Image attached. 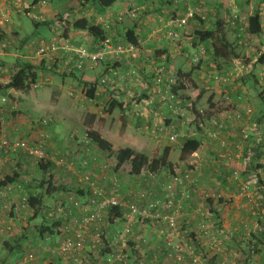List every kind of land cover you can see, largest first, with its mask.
Wrapping results in <instances>:
<instances>
[{"label": "crops", "instance_id": "0c3cea01", "mask_svg": "<svg viewBox=\"0 0 264 264\" xmlns=\"http://www.w3.org/2000/svg\"><path fill=\"white\" fill-rule=\"evenodd\" d=\"M1 2L9 11L8 23L12 14L31 16L24 11V7L30 5L26 0H1ZM234 2L235 0H189V7L193 11L194 17L188 21L186 27L178 29L163 26L158 22L159 19L167 21L169 17L170 19L182 17L185 10L181 4L162 0H118L113 7L104 10L110 14L113 22H115L117 13H121L122 9H125L126 5L129 4L140 8L141 13L144 14L133 25L134 31L138 35L139 56L136 60H131L130 62L132 63L131 65H139L142 78L145 79L144 85H151L150 90L152 93L153 89H155L152 85V73L155 70L163 69L165 72L176 71L178 74L189 75L184 79L183 89L180 90V95L183 96L182 99L184 101H182V110L184 109V112L180 116H175L173 112L162 105L159 100V94L153 93L149 97L143 91L144 97L148 96V101L151 102L150 99L155 97L154 102H151L150 105L144 103L141 106L138 104L128 106V103L124 100L123 109H115L109 115V121L105 120V125H102L103 121L100 122V118L105 116L101 114V111L98 113V107L93 106L90 100L83 99V97L78 99L80 98L78 93L82 91L85 83L97 81L98 84L103 73H107L106 67H108V64L110 65L109 69L112 64H118L115 70L112 69L108 72L111 80L110 87L107 88L98 84L96 86L95 99L93 100L100 101V104H102L110 96L114 99L117 97L123 98L124 92L122 90L124 87H117L116 85L117 83L119 84V74L127 72V65H130V62L125 61L123 57H120L118 61H114V56L109 54L95 66L86 63L81 70L71 66V68H67L66 72L68 75L62 76V78L70 77L76 79V87L70 88L71 91L68 92V95L69 97L73 94L77 95V99L73 98L67 107L68 110L65 109L64 114L70 118L64 121L66 123L72 121L76 126L72 124L70 126L76 128L77 133L78 130H81L82 135L74 133L67 135L65 138H60L57 134H51L53 131L51 124L44 125L42 122L25 124L22 121L23 118L19 109L20 105H24L28 100L24 91L10 89L0 92L2 95L0 99L2 108L0 111L4 112L3 118H0V139L3 136L8 139L15 137V139H21L23 138L22 135H24L23 139L31 145L44 140L43 148L47 154L46 162L47 164H52L50 174H52L53 178L54 173H57V177H60L61 184L58 185L61 186L67 196H64V198L68 200V203L62 206L66 214H60L61 218L64 217L63 219H67V221L64 223L59 219L57 220V222H61L59 224L61 227L78 217L76 211L72 208L70 199L84 201L89 196L86 186L78 182V178L83 177L84 173H86L85 175L105 185L107 188H110L111 179H117L120 195L126 203H133L142 207L145 202L140 200L139 193L145 191L148 193L149 200L155 198L161 200L171 199L175 206L179 205L180 214L177 220L179 232L177 236L170 239V244L173 247L184 243L194 245L196 253L202 259L197 264H243L244 261H246V264H264V116L262 115L264 109H261V106L258 105L260 101V104L264 106V85L260 83V80H264V78L261 77L259 83L252 81V79L244 80L242 77L239 78V82L234 81V78H232L226 84L216 80L217 76L225 75L226 71H228L227 69L237 64L241 60L240 58H244V56L252 60L251 65L255 69L254 75L258 76L257 74L260 71L258 67L261 64L255 59V56L260 57L264 53V0H259V6L254 0H242L239 5L247 23L249 17L255 12L260 15L261 33L249 35L250 42H244L240 39L239 34L234 29L235 27L230 24L232 9L235 6ZM78 8L79 10L84 9L79 6ZM40 12L45 17L46 14L48 17L50 14L52 19L56 14L45 11L44 8L40 9ZM92 12L89 11L88 15H92ZM74 13L76 14L75 11ZM80 15V18L88 19L87 15ZM37 22L36 24H38ZM52 22L54 25L56 24L54 21ZM120 25L117 24L116 26ZM218 26L224 33L225 40L229 46V50L224 53L225 57H215L212 43L210 41L199 42L195 37L196 31H214ZM13 27L12 24L7 26L6 23L0 29L5 37V41L0 42V47H6V52L0 53V65L13 73L19 64L25 61L36 64L43 58H49L48 54L42 56L37 54L40 42L31 45V43L28 44L22 41L17 44L15 42L17 32L12 30ZM56 27L58 30L50 42H43L44 45H47L46 47L53 44L54 40H62L76 47L83 44L89 45V42L96 43V40L84 31L71 30L67 39H65L63 33L66 25ZM172 34H174L173 38L171 37ZM114 37L115 35L113 34L104 42H110L109 40ZM8 46L12 47V49L15 47V53H13L15 61L5 63V61L1 60V55L6 56L9 52ZM252 47L254 48L252 49ZM241 51H244L245 55L241 56ZM52 55H56L54 57L57 59L61 56L59 51H53ZM194 55L201 57V70L198 68L196 72L190 73L191 69H194L190 62L191 57ZM71 60L73 62L75 58L71 57ZM59 62L61 63L62 61L59 60ZM252 66L249 65L248 67H251L252 70ZM242 67L247 66L242 65ZM69 73L74 75L71 76ZM243 73L244 70H241L240 76ZM40 80L43 81L44 78ZM48 80L51 84V80ZM197 80L202 83L201 88L191 93L189 88H192V85H197ZM8 81L9 76L0 79V84H2L0 87L5 86ZM256 84H260V87H262L258 92L259 101L253 99L252 94L254 96V92L250 90L253 85L255 89L257 87ZM47 86H42V88ZM238 97H242L243 100L239 101ZM93 100L91 101L93 102ZM141 109H145V111L141 112ZM247 109L252 111L249 118L238 121L232 117L233 111L245 113ZM193 110L207 121L216 119L226 125V130L221 138V140L224 139L225 146L223 147L219 141L211 139L206 131L199 129L194 137L199 143L198 150L185 160H180V149L183 139L171 142L169 141V136L181 130L184 120H200L196 119ZM114 114H116V119L113 117ZM92 115L95 116V120L89 125ZM158 116L163 119H157L156 117ZM120 118L124 119L125 126L118 124L121 122ZM153 122L163 127L162 132L151 133L150 128L152 126L150 125ZM116 126H119L117 131L115 129ZM245 126L250 130L252 128L255 129L256 132H249V140L242 144V150L238 152L235 145L240 139V128ZM88 129L98 132L101 138L112 145L113 151L119 148H130L135 152L152 158L154 155L160 156L163 149L168 148V161L172 166L171 168L160 169L156 173L157 178L154 180L145 171H142L136 177L130 172L131 180H127L122 172L125 167H130L129 164L122 165L118 170L114 169L116 166L111 167L113 168L112 171L109 168L107 178H103L99 168L104 163L100 164L99 168L97 166L98 169H95V166L101 162L100 158L106 157V155L90 144L89 141L84 140ZM213 130L214 126L209 125L208 131ZM135 132L145 133L147 140L151 141L150 143L153 145L152 149L146 151L145 143L143 145L141 139L135 137ZM45 135L47 136L46 140L44 138ZM71 135H74V137L71 138ZM119 145L123 146L120 147ZM114 148L116 149L114 150ZM156 148H158V151L155 150ZM154 150L155 153H153ZM75 154L80 170L76 169L78 165H74V168L72 164H64L61 160L63 156L67 158L73 157ZM248 154H252L251 160H246ZM59 158L60 160L56 161ZM59 161H62L63 164H59ZM113 161L115 165V154ZM21 162L13 154H10L9 158L0 157V181L6 176L17 174L18 179L15 183H20L22 173L25 172L24 169L26 168V166L20 165ZM174 169L180 172L192 171L193 177L197 179L198 192L193 193L190 201L182 200L179 190L174 194L163 191V186L169 182V177ZM243 183L250 184L245 195L240 194ZM206 192L215 194L221 199L219 201L205 200L203 193ZM20 197L21 193L15 191L7 199L0 201V229L5 231L0 233V247H2L3 242L19 239L21 232L17 229V225L24 219L22 212L11 214L4 212L1 204L5 202L16 203ZM198 209L207 214V217L201 218L199 214H196ZM121 212L124 214L125 210H121ZM109 218L110 215L105 219L106 224L104 222L101 229L108 234L110 241L118 232L122 231L126 221L122 219L118 223H110ZM202 220H205L215 233H222L225 240L220 254L210 252L206 240L196 237L198 223ZM130 223L131 230L126 238L127 247L124 249L128 256L127 264H134L136 257L140 255L149 264H193L187 254H173L172 248L168 245L165 237L161 235V232L165 231L164 224L152 221H146L145 224L138 223L136 217H131ZM5 229L9 230L6 231ZM90 233H88L86 242L88 255H90L88 250ZM251 238L254 241L250 242ZM256 243L258 245L256 252L247 258L248 249L250 246L254 248ZM169 253L173 254L170 258L167 256ZM82 256L85 258L86 254ZM107 258L108 253H102L94 260L93 264H105ZM23 262L26 264H43L38 261L32 263L31 260L27 259ZM1 264H5V262H1Z\"/></svg>", "mask_w": 264, "mask_h": 264}, {"label": "built area", "instance_id": "2783aa9c", "mask_svg": "<svg viewBox=\"0 0 264 264\" xmlns=\"http://www.w3.org/2000/svg\"><path fill=\"white\" fill-rule=\"evenodd\" d=\"M168 2H173L175 4H181L184 7L185 13L180 18L168 19L163 21L159 19V24L171 28H183L187 26V23L190 19L194 17L193 11L189 7V0H164ZM46 6L45 0H39L35 5H28L24 7V11L32 16L35 21L42 22V16L35 15L32 11L37 8H43ZM9 11L3 6V3L0 0V29L8 22ZM130 17H135V11L128 12ZM68 15L59 16L55 21L56 26L62 27L64 23L68 20ZM231 25L238 29L239 32H242V21L238 13L237 7L234 6L231 14ZM240 25V26H239ZM174 37V34L171 35ZM35 43H31L34 45ZM96 46V51H88L87 48L83 46H72L71 44L62 41L54 40V43L46 47L43 42H40L38 45L37 54L42 56L45 54L52 55L53 51H59L62 57L66 59L64 65L67 66L70 62V58L74 57V67L77 70L83 69L86 63H89L91 66H95L99 63V60L106 55H113L115 59H134L138 56V48L133 45H116L111 46L110 42L98 43ZM200 56L194 57L192 66L196 65L199 62ZM237 66H240L241 69H235V71H229L225 75L217 76L216 80L221 83H226L232 78H236L240 75L241 70H244V73L248 74L251 72V67H242L240 63H237ZM236 72V73H235ZM5 73V69L0 65V75ZM152 85L155 87L153 93L160 95L159 100L164 107L173 112L175 116H180L182 113V101L179 99V96L171 92L173 86L178 85L179 83H185L183 78H180L178 72L176 71H164L163 69H158L152 73ZM138 74L134 69H129L126 73L119 74V84L117 87H124L122 90L124 92L123 98H115L119 101H131L136 100L138 95L134 94L130 88L135 84H138ZM111 80L109 75L104 76L100 79L101 85H109ZM140 83V81H139ZM50 81L48 79L39 81L32 85V89H38L42 86L49 85ZM151 85L143 84V90L150 97L153 93L150 90ZM238 100H243L242 97H238ZM135 105V103H132ZM252 114L251 109H247L245 113L239 111H233L232 117L235 120L242 121L244 118H249ZM195 119L184 120L182 123L181 130L175 132L169 136V141L175 142L178 139L182 138H194L197 134V130L206 131L209 137L215 141H219L220 145L225 146L224 139L221 140L223 133L226 130V125L219 120L213 119L212 121H207L206 119H200L197 123L196 129L193 128L192 124ZM43 124V123H42ZM213 125L214 130L208 131V126ZM163 127L159 124H153L150 128L151 133H156L161 131ZM256 132L255 129H248L246 126L241 127L239 131L240 139L236 143L235 148L238 152L242 150V144L249 140V132ZM71 138L74 135L70 136ZM45 140L47 136H44ZM221 140V141H220ZM44 142V140H43ZM43 142H38L37 144L31 145L28 141L22 139L10 140L6 137H1L0 139V157H7L11 153L22 152L35 158L38 162L47 161V154L44 151ZM252 154H248L246 160H251ZM59 164H63L62 161H59ZM115 165L103 164L99 169L102 177L107 178L108 170ZM130 171V167H129ZM173 173L169 177V182L163 186V191L166 193L174 194L179 190L181 192V198L184 201H190L193 193L198 192V181L193 177L192 171L180 172L177 169L172 171ZM150 177L154 180L157 178L156 174H149ZM112 183L110 188H107L105 185L100 184L99 182L92 180L88 175L78 178V182L86 186L88 191V198L84 201L77 199H70L72 208L76 211L78 217L72 219L68 224L63 225L62 232L65 234L60 241H55L50 237L41 239L38 243V247L42 250H46L51 256H57L61 258L66 264H93L94 260L99 257L102 253H108V258L105 264H127L128 256L124 252V249L127 247L126 238L131 230V217H136L138 223L145 224L146 221H152L155 223H161L165 226V231L161 232V235L165 237L166 241L170 248H172L173 254L185 253L187 254L193 264H197L202 261L200 255L196 253L194 245L184 243L183 245L177 244L176 246H171L170 239L178 235V225L177 220L179 218V205L175 206L171 199L161 200L158 198L148 199V193L142 191L139 193V198L145 205L138 206L133 203L124 202L123 198L120 195L119 184L117 179H111ZM249 183H243L241 185L240 194L245 195ZM18 188L17 185L9 184L2 189H0V201L7 199L10 194H12L15 188ZM190 188V190H189ZM203 198L205 200H214L219 201L221 198L215 194L203 193ZM2 210L8 214L23 212L29 210L27 204V198L21 197L18 203L9 204L7 202L1 204ZM112 209L125 210V213H122L121 218H116L113 222L118 223L122 219L126 221V225L122 228L121 232H118L116 236L111 238L109 241L108 234L102 231L101 226L104 224L105 219L110 215L109 211ZM196 214H199L200 217L205 218V214L202 210L198 209ZM144 222V223H143ZM6 231L9 229H5ZM5 232L4 229H0V233ZM90 238L89 253L85 258L82 256L85 252V244L87 241L88 233ZM196 237L198 239H205L207 242V247L210 252L213 254H220L223 250L224 238L222 233H215L207 225L205 220H202L198 223V232ZM54 245V246H53ZM56 245V246H55ZM110 249V250H109ZM108 250V252H106ZM110 251V252H109ZM172 253L167 254L168 258L173 256ZM33 256H30L28 259H32ZM134 264H149L146 262L142 255L136 257Z\"/></svg>", "mask_w": 264, "mask_h": 264}, {"label": "rangeland", "instance_id": "374dc122", "mask_svg": "<svg viewBox=\"0 0 264 264\" xmlns=\"http://www.w3.org/2000/svg\"><path fill=\"white\" fill-rule=\"evenodd\" d=\"M26 1L29 4H31L33 0H26ZM45 1H46V6L43 7L44 10L49 11L50 13H56L54 15L53 19L51 18L50 14H49V17L47 16V14H46V17L44 15H42L40 12V9H42V8H37L34 11H32L35 15L42 16V18H44V21L37 22L38 24H36V21L32 18V16H26L23 14L20 16L13 15V14L10 15L9 23L7 22V26H9V24H12L14 26L12 28V30L17 32V39L15 40V42L17 44H19L22 41L23 42L25 41V43H28V44H30V43L38 44L39 42L49 43L51 38H53L55 36V33L58 30L52 21L55 22L59 18V16H64L65 14H67L69 16L68 19L70 22L73 20L79 19L81 16L80 14L87 15L86 17L90 20L91 23L97 24V25H102L104 27V29L112 31L113 34L115 35V38H117V41H115V42L122 43V41L124 39L122 36L124 35L125 30L133 27V25H135L144 15L141 13L140 8L133 7L132 4H131L132 6L129 4V5H126L125 9L124 8L122 9L121 13H117V15L115 16V22H117V23H115V22H113L109 13H106L101 8H96V6H85L83 10H79L78 5L74 0H45ZM162 1H164V0H162ZM241 1L242 0H235V2H234L235 6L237 7L238 13L240 15L241 21H242V25H241L242 32H239V31L238 32L236 31V32L239 34L238 36L241 37V39L244 42H250L249 34L247 33L248 23H247V20L245 19L244 15L241 12V9L239 8ZM254 1L256 3H258L257 6H259V0H254ZM126 3H129V2H126ZM123 6H125V5H123ZM100 10H102V11H100ZM74 11L76 12V14L74 13ZM89 11H91V12L93 11L92 15H88ZM127 11L128 12L135 11V17L134 18L130 17L129 14L127 13ZM157 17H159V16H157ZM169 19H170V17H169ZM117 24H121V25L117 27L116 26ZM117 43H113L111 41L110 45L114 46ZM82 46L87 48L89 51L91 50L92 52L96 51L95 50V49H97L96 46H98V48H99V44L98 43L94 44L93 42H89V45L83 44ZM14 48L12 49V47L8 46L9 52L6 54V56L1 55L2 56L1 60L5 61V63H10L11 61H15V58L13 57V53H15ZM245 48H247V46H245ZM253 48L254 47H252V49ZM5 49H6V47H0V53H5L6 52ZM240 53H241L240 54L241 56L245 55L244 51H241ZM196 56L197 55H194L191 57L192 58V59H190L191 63H193L194 57H196ZM238 58H240V57H238ZM258 58L259 57L256 55L255 59L257 61H258ZM240 59H241V60H239L240 65L252 66L251 65L252 60L250 58H246V56H244V58H240ZM100 62H101V60H99V63ZM199 63L201 65V59L200 58H199ZM21 64H23V63H21ZM129 64H132V63L130 62ZM258 65H259V63H258ZM134 67L137 70V74L139 73L138 74V77H139L138 80L143 81V82L138 83L137 85L135 84L134 86H132L130 88V90L137 91L138 93H140L142 95V93L144 91L143 90V84H144L145 79L142 78V74L140 73L141 68L139 67V65H136ZM3 68L5 69V73L3 75H0V79H2L4 77H8L11 73V72H9L10 70H7L4 66H3ZM237 68L239 70L241 69L240 66H237V64H234L229 69H227L228 71H226V72L228 73L229 71H235V69H237ZM258 68L260 69V71L257 74L258 76L254 75L255 69L252 66V70L250 73H248V74L243 73L242 76L239 75L236 78H234V81L236 80L239 82L240 81L239 78L242 77L244 80H247V79L251 80L252 79V81H256L257 83H259L260 78L261 77L264 78V64L259 65ZM199 69L201 70L200 67H199ZM142 70L144 71V69H142ZM196 70L197 69H191L190 73H194V72H196ZM59 73H61V67H60V71H58V74H51L49 72L43 73L44 75L40 74L39 77H41L43 75L44 80L50 79L51 84L48 85L47 87H43V88L41 87L39 89H32L30 91H25L24 93L27 95L28 100L24 103V105H22V106L20 105L19 109H20L21 114H22L21 115L23 118L22 121L25 124L31 123V122L32 123L42 122L44 125L51 124V127L53 128L52 129L53 131L51 132V134H57L60 138H65L67 135L77 133V129L70 126V124L75 125L72 123V121L70 123H66V121H64V120H67L70 118L69 116H66L64 114L65 109H67V107L70 105L73 98L77 99V95H75V94H73L71 97H69V95H68V92L71 91L70 88L76 87V79L70 78V77L62 78V76ZM76 74H80V73H76ZM255 79H257V80H255ZM39 81H41V80H39ZM197 83H198L197 84L198 86L192 85V88H189L191 93L195 92V90L198 91L201 88L202 83L199 80H197ZM226 83H223V84H226ZM232 83H234V82H232ZM260 83L262 85H264V80H260ZM0 86H2V84H0ZM256 86L257 87L255 89H254V85H253V88L251 86L250 90H252L254 92V96L252 94L253 99L254 100L256 99L259 101L260 99H259L258 92H259L260 88H262V87H260L261 86L260 84L259 85L256 84ZM78 94L80 96V98H78V99H82L81 97H83V99H84L85 94L82 91H80ZM1 96L2 95L0 93V99H1ZM246 96H244V97L246 98ZM141 97L142 98H141L140 102H137L135 100L129 101L130 105H131V103H135L136 105L138 104L139 106H141L144 103H146V105H150V103L154 102V99H155V97H152L150 99L151 100V102H150V101H148L149 99L147 97H143V96H141ZM112 99L113 98L110 96V98L105 100V102H102V104H100V101H97V100H95V101L93 100V102H91V103H93L92 104L93 106L98 107V110H97L98 113H99V111H101L102 112L101 114L105 116L104 118H100V122L103 121L102 125H105V120L108 122L110 119V116L107 114H104L103 110L107 109V107H108V105ZM258 105L261 106V109H264V106L262 104H260V101H259ZM1 108L2 107L0 106V109ZM187 108L189 109V107H187ZM142 111L144 112L145 109L144 110L141 109V112ZM182 112H184V109L182 110ZM2 115H4V112L0 111V118H3ZM262 115L264 116V110L262 112ZM113 117L116 119V114H114ZM159 117L160 116H158L156 118L157 119H163L162 117L161 118H159ZM116 122L118 123V121H116ZM162 122H164V121L162 120ZM118 124L122 125L121 122ZM153 124H154V122L152 123V125ZM152 125H150V126H152ZM117 128H119V126L115 127L116 131H117ZM77 134L82 135V131L78 130ZM145 135L146 134L142 133V132H135V137L140 138L141 141L143 142V145L145 143V149H146V151H148V150L152 149L153 145L150 143L151 141L147 140ZM22 136L24 138V135H22ZM15 138H11L10 140H13ZM23 138H21V139H23ZM119 146L122 147L123 145H119ZM115 149L116 148H114V150ZM157 149L158 148H156L155 150L158 151ZM155 150L153 151V153H155ZM12 154L15 155V157L18 159L19 162L22 161L20 163L21 166H26V168L24 169L25 172L22 173V178H21L22 183L20 182V184L22 185V190H20V193L24 196H26L28 194V191L35 193V194L36 193L39 194L38 185L41 181L46 180V176L38 167L39 162L35 158L28 156V155L21 153V152H16V153H12ZM9 157H10V155L7 157H2V158H9ZM57 160H60V158L56 159V161ZM61 160L63 161L64 164H68V165L72 164V166L74 168L76 165H78L76 155L73 157L71 156V157H67V158L65 156H63ZM100 160H101V162L99 164H96L95 169H98L100 167L99 165L102 163L107 164V165H114V161H113L114 156L101 157ZM45 164H47V162H45ZM97 166H98V168H97ZM49 169H50V167H49ZM76 169L80 170L79 165L77 166ZM112 169L113 168H111L110 171H112ZM122 173H123V176L127 178V180H129V179L131 180L129 167H127V168L125 167L123 169ZM85 174L86 173H84V175ZM53 176H54L55 185L59 186L58 184H61L60 183V177H57V173H54ZM42 192H43V190H42ZM64 196L67 197L62 189L59 191L58 194H55L53 196H47L44 193V196L41 197L42 202H43V206H44V207H42V210H41V217L33 219L30 222L28 219L30 217H32L33 212L31 211L30 208L27 211H23L22 215L24 216V219L21 222H19V224L17 225V229H19L20 232L25 234L26 238L20 243V248L18 250H15L12 253L7 252L5 249L0 247V260L4 259L5 264H26L23 262L25 259L31 260L32 263L34 261H38V262L43 263V264H63V263L66 264L61 258H57L55 256L52 257L51 254L48 253L45 249L42 250L40 247L37 246V244L39 243L38 239L42 238V237L41 236L39 237L38 231L35 230V227L40 226V225L46 224L48 226L51 224H55V225H57V228L53 230L52 236H53L55 241H60L62 239V237L65 235L62 232L63 226L61 227V225H59L58 223H54L52 221V219L56 218V219L61 220V222H64V223L67 221V219H63L64 217L61 218V215L66 214V211H63L64 208H62V206H65L68 203L67 198L65 199ZM60 197H62V198H60ZM105 224H106V220H105ZM30 227H31V229H30ZM26 229L28 230V232H26ZM48 235L49 234H45L44 237H46ZM30 256H33L32 259H28Z\"/></svg>", "mask_w": 264, "mask_h": 264}, {"label": "trees", "instance_id": "16d2710c", "mask_svg": "<svg viewBox=\"0 0 264 264\" xmlns=\"http://www.w3.org/2000/svg\"><path fill=\"white\" fill-rule=\"evenodd\" d=\"M74 1L81 8L82 7L84 8L85 6H96V8H101V9L105 10V9L113 7L117 3L118 0H74ZM38 2H39V0H33L32 5H35ZM165 2H168V1H165ZM100 11H102V10H100ZM230 24H231V20H230ZM64 25H66V27L64 29V33H63V36L65 37V39H67L68 33L71 30L72 31H84V32H86L89 36H91L94 40H96V43H102L105 40H107L109 36H113L112 31L104 29V27L102 25L93 24L88 19H85V18H79V19L73 20L71 22L68 19L64 23ZM261 28L262 27H261V23H260V15L258 12H255L248 19L247 33L249 35H258L261 33ZM235 30L238 32V29H235ZM122 37L124 38L122 43L115 42L116 41L115 37H114L115 39L113 38L109 41L110 42L112 41L113 43H117L114 46H116V45H129L130 44V45H133V46L138 48V35L134 31V27L126 29L125 33ZM195 37H196L197 41H199V42L210 41L213 45L212 47L214 50V56L215 57H225L224 53L229 50V48H228L229 46L225 40L224 33L222 32V30H220L219 26L216 27V29L214 31H196ZM239 38L241 39V37H239ZM4 41H5V37L0 31V42H4ZM216 43H217V45H216ZM54 56H56V55H54ZM54 56L49 55L48 59L43 58L41 61L37 62L36 64H32L29 62H24L23 64H19L17 69L13 73L12 72L10 73L8 83L5 86L0 87V92L10 90V89L15 90V91H24V92L30 91V90H32V85L34 83L38 82V80H40L41 78H44V77H39L40 74H43L45 72H49L51 74H58V71H60V67H61V73H59V74L63 77L67 76L68 75L66 72L67 68H71V66H74L75 60L72 62V60L70 58L69 64L67 66H65L64 63H65L66 59L64 57L59 55L60 58L57 59ZM138 56H139V49H138ZM136 59L137 58H134V59L130 58V59H125V61L130 62L131 60H136ZM200 59H201V57H200ZM59 60L62 62L60 63ZM116 60L117 59H115L114 61H116ZM118 60H120V59H118ZM258 62L260 64H264V53L260 55ZM117 65L118 64H112L111 68L109 69L108 67L110 65L108 64L107 65L108 67H106V69L108 71H107V73H105V72L103 73L101 79L104 76L108 75L109 70H112V69L115 70ZM130 65H127V67H128L127 71H129V69H134L137 73V70L135 69L134 65H131V66ZM193 67H194V69H198L200 67V63L198 62ZM140 73H141V71H140ZM69 75L73 76L74 74L69 73ZM178 75L180 78H183V79H185L186 77L189 76V75H183L180 73ZM98 84L100 86H106L107 88L109 87L108 85H101L100 80H99ZM98 84H97V81L84 84V86L82 88V92L85 94V97H84L85 99L90 100V102H92L91 100L95 99V91H96V86ZM181 89H183V86H182V83H179L178 85L173 86L171 88V92L178 95L179 99L181 101H183V99H182L183 96L180 95ZM133 92H134V94L138 95V97L135 101L140 102V100L142 98L141 96L144 97V93H142V95H141L137 91L133 90ZM146 97L148 98L147 95H146ZM126 102L128 103V106H130V102L129 101H126ZM123 105H124V102L122 100L119 101V100L113 98L110 101L107 109L103 110V113L110 115V114H112V112L115 109L122 110ZM193 113H194L196 119H202V116L198 112L193 110ZM90 118L91 119L89 121V125L95 120V116L92 115ZM120 120H121L122 126H125L124 119L120 118ZM197 122L198 121H196V120L193 121L192 126L194 129H196V127H197V124H198ZM182 139H183V141H182V146L180 149V160H185L187 157H189L190 155H192L193 153H195L198 150L199 143L193 137L192 138H182ZM13 140H15V139H13ZM22 140H24V139H22ZM84 140L89 141L90 144L95 146L100 152L104 153L106 155V157L107 156H114V154H115V159H116V164H115L116 167L114 168L115 170H118L124 164H129L130 172L135 177L139 176L142 171L143 172L145 171L148 174H156V173H158V171L160 169L171 168V166H172V164L168 161V154H169L168 148H164L162 151V154L160 156L154 155V156H152V158H149L147 155L135 152L134 150H132L130 148H119L116 151H113L112 145L108 141L101 138V136L99 135L98 132L93 131L91 129H88L86 131V136H85ZM51 166H52V164H46L45 165V162H43V161H40L38 163V167L46 176V180L41 181L38 185L39 194H37V193L35 194V193L30 192V191H28V194L26 196L21 194V197L27 198V204H28L29 208L31 209V211L33 212L32 217H30L28 219L29 222L32 221L33 219L41 217V210H42V207H44L41 197L44 196V193L47 196H53L55 194H58L59 191L61 190V186L55 185L54 178L52 177V174H50L51 172H50L49 167H51ZM17 179H18L17 174H13L11 176L4 177L0 181V189H2L3 187H5L9 184H12V185L18 186V188L17 187L15 188L14 192L15 191L20 192V190H22V185L20 183H15V181H17ZM42 190H43V192H42ZM16 203H18V202H16ZM16 203L9 202V204H14V205ZM109 213H110V218H109L110 223H113V220H115L116 218L122 217V212L120 209H112L109 211ZM57 220L58 219H56V218L52 219V221L54 223L56 221V223L61 224V222L60 221L57 222ZM56 228H57V225H55V224H51L48 226L45 224V225H40V226L35 227V230L38 231L39 237L40 236L42 237V238H39L38 241H40L41 239H44L46 237H50L54 240L52 235H53V230ZM30 229H31V227H30ZM263 229H264V226H263ZM26 232H28L27 229H26ZM45 234H49L50 236L48 235V236L44 237ZM25 238H26V235L21 232L18 240L3 242L2 248L5 249L7 252L12 253L15 250H18L20 248V243ZM252 241H254L253 238L250 239V242H252ZM37 246H38V244H37ZM254 246H255L254 248L250 246V248L248 249L247 258H249L251 256V254L256 252V249L258 248L257 243ZM86 247H87V245L85 244V252L87 251ZM88 250L90 251L89 246H88ZM85 252L83 254H86V256H87L88 254H87V252L86 253ZM1 262H4V259L0 260V264H1ZM243 264H246V261H244Z\"/></svg>", "mask_w": 264, "mask_h": 264}]
</instances>
